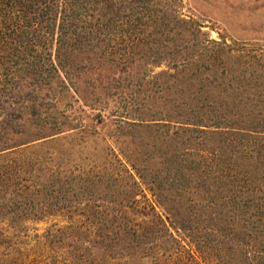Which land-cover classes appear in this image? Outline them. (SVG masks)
<instances>
[{
  "label": "rangeland",
  "instance_id": "rangeland-1",
  "mask_svg": "<svg viewBox=\"0 0 264 264\" xmlns=\"http://www.w3.org/2000/svg\"><path fill=\"white\" fill-rule=\"evenodd\" d=\"M175 6L210 40L264 54V0H179ZM88 56L78 86L55 82L38 91L41 117L64 132L54 137L81 136L36 148L50 138L31 142L36 127L27 121L33 117L23 114L4 127L7 147L18 145L8 151H25L24 178L34 174L39 185L48 171L53 184L52 200L39 207L49 217L0 226V264H264V218L252 217L251 209L258 201H248L241 183L220 190L213 176L218 139L172 123L180 122L178 112L168 113L178 118L170 124L138 127L132 120L138 115H124L116 96L84 103L75 92L96 94L91 79L117 77V67ZM157 85L135 88L148 96L144 111L139 96L132 106L144 120L162 119L183 96L166 76ZM130 227L132 236L122 233Z\"/></svg>",
  "mask_w": 264,
  "mask_h": 264
},
{
  "label": "trees",
  "instance_id": "trees-1",
  "mask_svg": "<svg viewBox=\"0 0 264 264\" xmlns=\"http://www.w3.org/2000/svg\"><path fill=\"white\" fill-rule=\"evenodd\" d=\"M178 1L0 0V226L19 227L49 217L40 208L52 200L53 184L48 171L41 174L42 190H36L34 174L24 178L25 151H8L18 145L7 147L4 127L10 128L23 114L33 117L27 121L36 127L31 142L50 138L36 148L81 136L54 137L64 132L41 117L45 104L38 91L55 82L78 86L77 73L85 68L82 61L88 55L97 65L117 67V77L98 74L91 79L96 94L75 92L84 103L116 96L125 106L124 115H138L132 119L138 127L148 121L170 124L178 118L168 113L178 112L180 122L172 123L218 139L212 173L220 190L241 183L248 201H258L252 217L264 218V54L210 40L199 24L182 18ZM132 65L140 71H132ZM162 66L165 73L155 74ZM162 75L176 83L183 96L178 105L168 104L172 109L162 119L144 120L132 108L139 96L135 88L155 86ZM108 87L121 91L107 94ZM132 87L131 92L122 91ZM139 97L137 105L144 111L148 96ZM18 130L16 126L12 133ZM132 227L122 233L132 236Z\"/></svg>",
  "mask_w": 264,
  "mask_h": 264
}]
</instances>
